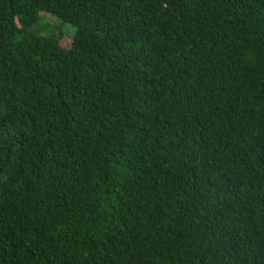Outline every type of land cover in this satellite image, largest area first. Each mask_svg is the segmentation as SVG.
Returning a JSON list of instances; mask_svg holds the SVG:
<instances>
[{
  "label": "trees",
  "instance_id": "16d2710c",
  "mask_svg": "<svg viewBox=\"0 0 264 264\" xmlns=\"http://www.w3.org/2000/svg\"><path fill=\"white\" fill-rule=\"evenodd\" d=\"M0 264H264V0H0Z\"/></svg>",
  "mask_w": 264,
  "mask_h": 264
},
{
  "label": "rangeland",
  "instance_id": "374dc122",
  "mask_svg": "<svg viewBox=\"0 0 264 264\" xmlns=\"http://www.w3.org/2000/svg\"><path fill=\"white\" fill-rule=\"evenodd\" d=\"M41 15H43L47 23H49L48 33L51 31H55V34L59 35L61 33H64L65 35H72L74 36L76 33V28L70 24L64 23L61 20H59L57 17L52 16L51 14H47L45 12H42ZM46 15V16H45Z\"/></svg>",
  "mask_w": 264,
  "mask_h": 264
}]
</instances>
